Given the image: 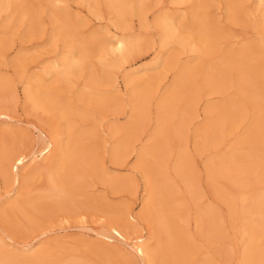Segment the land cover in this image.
Masks as SVG:
<instances>
[{"label":"rangeland","instance_id":"374dc122","mask_svg":"<svg viewBox=\"0 0 264 264\" xmlns=\"http://www.w3.org/2000/svg\"><path fill=\"white\" fill-rule=\"evenodd\" d=\"M250 224L264 264V0H0V264H243Z\"/></svg>","mask_w":264,"mask_h":264},{"label":"bare ground","instance_id":"6f19581e","mask_svg":"<svg viewBox=\"0 0 264 264\" xmlns=\"http://www.w3.org/2000/svg\"><path fill=\"white\" fill-rule=\"evenodd\" d=\"M165 28V27H164ZM124 40L118 41L117 42V46L118 49L121 50L122 53H124V50L122 49L124 47V43L122 42ZM119 51V50H118ZM120 52V53H121ZM121 53V54H122ZM121 58L123 55H120ZM120 59V58H119ZM69 65V64H68ZM73 67V66H72ZM126 79V78H125ZM3 114V113H2ZM5 117V116H4ZM41 135V140L43 141V148L41 151H39L38 155L39 157H43L46 154H48L51 150V148L53 147L54 142L51 140H48L47 137L45 136V134H43V132H40ZM38 151V150H37ZM37 154V153H36ZM83 156V155H82ZM81 156V157H82ZM33 157V156H32ZM26 158L24 155H21L19 153L14 154L9 160H7V165L6 167H9V171L11 173V182H13V184L17 183L19 181V177H18V171L20 168H24L26 162ZM35 157L32 158V160ZM79 159H82L80 157H78ZM81 163V162H80ZM6 164V163H5ZM61 166V165H60ZM68 166V162H66L64 164V167ZM96 167V166H95ZM73 169V168H72ZM96 170V169H95ZM77 172V171H76ZM209 172V171H208ZM8 174V173H7ZM64 176V174H62V177ZM69 178V176H68ZM66 178V179H68ZM9 179V178H8ZM65 182V180H64ZM60 185V184H59ZM58 185V186H59ZM57 187V186H56ZM66 187V186H65ZM55 188V187H54ZM163 189V188H162ZM54 190V189H53ZM62 193L61 188L58 187L57 189L55 188L53 195L58 197L60 196ZM42 194V193H41ZM196 197V196H195ZM170 198V197H169ZM242 202V201H241ZM150 208V203H146L144 205V212L148 211V209ZM261 208V206H255L254 207V211L253 212H258L261 213L259 211V209ZM247 213V212H246ZM229 215V214H228ZM124 219V218H123ZM247 219V218H246ZM127 221L129 222H135L136 218L133 217L132 215L128 214L127 215ZM211 221V220H210ZM124 226V225H123ZM250 228L248 230V228L245 230V234L247 236V241H246V246L245 249L243 251L242 254V263L243 264H255L256 263V247L258 246V244L260 243V240L262 236H258L257 235V231L256 230V225L255 224H250L249 225ZM248 226V227H249ZM165 233V232H164ZM110 236H106V235H100V239L103 240V242L110 246L112 245L113 241L118 242L123 248H127L130 250V252H132V254H134L137 258L143 260L142 264H151V260H150V252L149 249L147 248V246L145 245V243L143 242V239L141 237L135 238L133 240L129 239V236L127 235V232L125 231V229H121L119 227L116 226H112L110 229ZM259 234V231H258ZM261 235V234H260ZM98 236V235H97ZM128 236V237H127ZM223 237V236H222ZM99 239V238H98ZM100 242V241H99ZM101 244V243H100ZM181 245V244H180ZM112 247V246H111ZM172 249V247H171ZM173 252V251H172ZM263 252V251H262ZM196 260V259H195ZM57 264V263H56Z\"/></svg>","mask_w":264,"mask_h":264}]
</instances>
